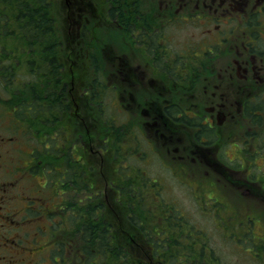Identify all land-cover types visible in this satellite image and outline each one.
Returning <instances> with one entry per match:
<instances>
[{"label":"flooded vegetation","instance_id":"af4514ba","mask_svg":"<svg viewBox=\"0 0 264 264\" xmlns=\"http://www.w3.org/2000/svg\"><path fill=\"white\" fill-rule=\"evenodd\" d=\"M78 6L68 12L62 42L45 50L48 63L36 50L33 56L30 131L48 137H33L30 147L18 105L16 132L0 111V264H80L70 242L61 241L73 225L70 216L84 224L88 204L98 214L104 205L117 229L125 213L130 221L135 204L145 206V195L158 200V182L135 176L128 158L153 155L226 197L236 194L231 184L264 201V0H81ZM187 26L197 41L177 44V33ZM21 78L19 69V96ZM105 102L124 115L131 132V121L139 120L149 147L142 157L134 154L139 140L129 133L123 139L119 117L110 125L109 150L101 129L87 128L91 105ZM43 103L48 111L39 108ZM54 104L55 113L49 112ZM70 114L80 131L72 145ZM200 198L223 203L215 195ZM164 206L162 214L151 210L183 215L175 205ZM247 217L245 236L255 218ZM196 236L195 243L205 246L206 232ZM61 244L63 252L56 253ZM205 248V262L213 264L215 251Z\"/></svg>","mask_w":264,"mask_h":264},{"label":"trees","instance_id":"16d2710c","mask_svg":"<svg viewBox=\"0 0 264 264\" xmlns=\"http://www.w3.org/2000/svg\"><path fill=\"white\" fill-rule=\"evenodd\" d=\"M57 1L0 0V65L8 73L5 81L13 88L12 97L8 101L13 103L11 108L14 114L19 103L16 114L22 119L25 117L29 129L32 128L30 111L36 104L29 92L32 83L30 75L21 81L25 87L22 94L17 95V63L30 70L35 50L42 56L40 62L48 63L44 59L45 50L50 47L52 39L54 42L59 39L58 19L53 11ZM39 108L46 110V103ZM56 108L57 105L54 104L49 112L55 113ZM45 126L43 123L40 128ZM100 132L101 140L109 136L104 127ZM124 199L125 197L123 201ZM86 208L90 209V213L86 214L84 224L77 220V216H70V222L74 226L70 227L69 232L65 230L70 241L78 240L76 244L70 243V252L82 257L80 264H212L210 261L205 262L207 248L200 241L195 243L199 233L193 232L180 214H173L171 223L166 224L156 212L152 211L151 216H146V207L135 204L130 221L125 213L121 225L116 229L114 220L105 211L104 205L98 206L100 214L91 204ZM55 248L56 253L63 252L62 244ZM215 255L213 264H222L216 252Z\"/></svg>","mask_w":264,"mask_h":264},{"label":"rangeland","instance_id":"374dc122","mask_svg":"<svg viewBox=\"0 0 264 264\" xmlns=\"http://www.w3.org/2000/svg\"><path fill=\"white\" fill-rule=\"evenodd\" d=\"M65 28L61 23L62 33H64V31L67 33V28ZM196 37L197 33H195L191 27L187 26L185 29L177 33L175 42L183 45L191 43L192 41H197ZM29 71L30 70L26 68L21 69V74L23 73L24 80L28 78L27 74H29ZM7 86L8 85L6 83L4 86L0 83V111H3L5 114L7 127L16 132V121L9 113L12 109V104L5 99L8 96L12 97L13 88H6ZM101 105L103 110V112H101V118L103 122L99 116H94L92 120L94 124L100 125L101 130L102 127H104L108 132V135H110L112 131L110 129V125L115 118L119 117V119H117V123L120 125H124L127 120L122 118L124 115H120L119 112L113 108V105L110 102H105ZM118 107H120V105H118ZM26 121L27 120H24L23 122L26 123ZM105 123H107L108 126H106ZM138 124L139 120H132V132L124 125V131L123 134H121L124 140L126 139L127 133L134 136L135 141L139 140V143L141 144L139 150L140 152L138 153L134 150V154L135 156L142 157L143 153L141 152L147 151L149 147L147 145V141L145 140V138H147V132L145 130H141ZM52 127L58 128L59 124L53 123ZM74 134L75 133L73 132H69V142L71 145L77 138ZM45 135L46 133H37L35 136L32 134L33 137L37 136L38 140H35L36 142H39V139L44 140ZM32 136L27 135L26 138V141L28 142L27 145L30 144V147L31 144L35 143ZM27 150L29 149L27 148ZM107 150H109L108 147ZM127 163L131 169H134V175L139 179L145 181H148V179L149 181L154 179L158 182L157 190L155 192V195L158 194V200L154 198L153 194H149L150 196H144L145 207L147 209V212L145 213L146 216L152 215L151 208L159 209L160 214H162L168 210L167 206L164 205H175L178 210L183 211L182 214L184 215L189 228H193L194 231H197L199 234L201 232H206V236L203 238L205 240V247H212V249L220 257L222 264H264V215L263 217H260L261 214H264V201H260L253 196L246 197L248 196L247 194H244L240 189L232 187L231 184H228L227 187L236 194H229V196L226 197L222 192H220V190L216 187H212L210 184L193 183L192 176L187 178L184 175V172L180 173L177 172V169L175 168H167V163L161 162L157 158H154L153 155H150L149 157H146L145 160L139 162H137L136 159L128 158ZM140 171L143 174H141ZM144 172L146 173V177ZM199 186H202V188ZM205 195L218 196V201L223 203L221 205H219L220 203H218V205H213L208 199L200 198ZM159 200L163 204H161V207L156 208L154 202H160ZM45 204L47 207V200H45ZM215 206L217 207L215 208ZM248 215L255 218L252 219L253 222H250L251 235L248 234V236H245L246 234L243 233H245L246 230H243L246 228L244 225L246 224V221H248ZM240 220H243L242 224L239 223ZM234 225H237L238 228ZM70 229L71 228H69V230ZM32 230L33 228H31V234ZM62 240H66L72 244H76L78 242V240H67L65 231L63 232ZM254 243H257L256 246L262 247L257 249L253 246ZM34 247L35 245L33 248Z\"/></svg>","mask_w":264,"mask_h":264}]
</instances>
